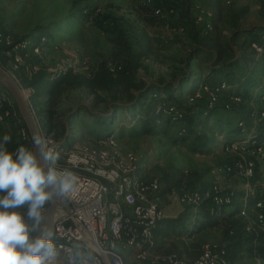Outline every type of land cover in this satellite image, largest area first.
Here are the masks:
<instances>
[{
  "label": "rangeland",
  "instance_id": "obj_1",
  "mask_svg": "<svg viewBox=\"0 0 264 264\" xmlns=\"http://www.w3.org/2000/svg\"><path fill=\"white\" fill-rule=\"evenodd\" d=\"M195 3L212 9L213 32L203 34L196 26L192 14ZM176 5L178 12L173 19L185 25L183 33L168 31L160 20L152 21L153 17L145 15V9L137 0H0V29L11 32L17 38L34 39L39 36L37 28L47 29V37L58 46L45 47L40 55L31 56L28 63L50 71L73 65L83 57L89 58L94 66L105 62L121 63L127 55L121 45L116 43V38L121 36L128 42L132 52L141 55L136 70L137 80L169 81L185 73L184 69L191 76L193 74L184 89L187 94L199 87L201 78L207 84L212 83L215 76L211 75V68L217 61L216 57H221L224 62L232 58L234 52L239 55L240 46L244 50L248 49L246 37L232 41L230 36L234 29H251L258 33L264 27V5L259 0H188L183 8L176 0ZM86 8L94 16L112 15L116 24L110 26L109 32L98 28L94 19L83 17ZM190 51H193V55L188 56ZM109 97L104 92L95 96L85 90H73L61 96L60 110L67 112V115H74L70 122L71 128L64 138L65 143L82 141L96 146L99 137L113 134L117 147L136 154L141 175L160 180L163 190L159 195L168 193L162 200L165 207H169V214L178 216L185 213L190 216V220H200L206 208L181 204L176 196L183 189H202L203 186L211 185L214 169L229 160L228 155L221 150L220 141L226 136H235L238 122L244 120L247 113L234 103L233 107L238 108L240 113L232 114L223 109L229 100L224 94L219 97L220 103L213 115L198 118L192 126L189 124L192 138L188 137V133L186 137L179 135L180 123H166L165 120L158 123L153 133L144 134L142 126L144 122L150 121L147 113L109 108L102 100ZM9 134L12 140L16 139L14 126H11ZM203 134L209 137L207 145L192 143V139ZM223 185L233 189L236 195L233 205L222 211L220 217L236 208L243 195L242 180L227 178ZM188 225L190 229L192 226ZM178 230L180 228L171 232L172 236L164 241L163 248L184 249L188 259L197 257L205 243L222 244L219 226L199 230L190 236H181ZM262 258L264 253L255 255L243 252L238 261L230 262L260 264L258 259ZM127 261V264H138V260L131 256L127 257Z\"/></svg>",
  "mask_w": 264,
  "mask_h": 264
},
{
  "label": "built area",
  "instance_id": "obj_2",
  "mask_svg": "<svg viewBox=\"0 0 264 264\" xmlns=\"http://www.w3.org/2000/svg\"><path fill=\"white\" fill-rule=\"evenodd\" d=\"M259 1L264 5V0ZM139 2L152 5L154 0ZM177 12L176 7L168 4L154 7L151 14L163 20V26L168 31L183 33L185 25L173 19ZM192 14L203 34L214 31V14L210 7L195 3ZM262 37L264 39V29ZM46 44L58 46L46 36H40L35 41L16 38L11 32L0 29L1 54L7 58L6 63L0 59V65L15 77L28 98L31 88L23 85L18 72L23 67L29 75L36 72L38 67L30 66L28 60L32 55L41 54ZM250 47L257 54H264V42L253 40ZM105 66L115 74L122 68V63L105 62ZM94 67L89 58L83 57L57 71L71 69L89 77ZM228 88L226 82L217 85L201 82L185 99L192 104L207 95V105L213 108L220 103L219 97L224 95L221 92ZM156 96L153 94V97ZM227 96L226 109L231 108L232 103L242 102L240 95L232 93ZM156 110L174 120L183 116L173 102H164ZM248 118L251 127L248 128L242 119L237 124L239 137L222 140L221 150L230 159L214 169L211 185L202 189H183L176 199L194 208L204 206L211 215L221 213L233 205L236 195L233 189L223 185L224 180L238 178L243 181L239 215L245 219V230L264 233V94L251 102ZM22 121L11 93L0 89V138L9 134L11 126H14L18 141L31 140L29 130ZM41 133L49 137V148L59 154L56 167L68 169L78 177L71 197L59 200L53 233L60 253L57 264H127L124 251L129 249H136L135 257L143 264H231L227 249L213 243L203 244L200 254L191 260L173 252L156 250L155 229L165 218L159 201L160 180L141 175L136 154L117 147L113 134L99 137V144L92 146L82 141L67 144L42 130ZM258 260L264 264V258Z\"/></svg>",
  "mask_w": 264,
  "mask_h": 264
},
{
  "label": "trees",
  "instance_id": "obj_3",
  "mask_svg": "<svg viewBox=\"0 0 264 264\" xmlns=\"http://www.w3.org/2000/svg\"><path fill=\"white\" fill-rule=\"evenodd\" d=\"M171 1L172 2H170V0H154L152 5H143L140 2L139 3L142 8L145 9V15L151 17L152 9L157 6L164 7L168 4H172L178 10L176 1ZM83 17L94 19L95 26L108 32L110 31L108 30L110 29V26L116 24L115 18L110 14H102L101 16L98 14L97 16H94V13L91 10H88L86 13L83 11ZM152 17V21L160 20L164 22L154 16ZM37 29L39 36L36 39L31 37L20 38H31L36 41L40 36L47 37V33H49L47 29ZM260 29L261 32L258 33L251 29L246 31L234 29L230 36L232 41L246 37L248 40V49L244 50V48L240 46L241 53L237 55L234 52L232 58L225 60L224 62L221 60V57H216L217 61L211 68V75L215 76L212 79L211 85L226 82L229 85V88L222 91V94L227 95L234 93L242 97V102L235 104L242 107V112L247 113L244 120L248 128L251 127V122L248 118L250 104L264 94V54H257L250 47V42L253 40L264 42L262 37L264 27ZM116 43L121 45L122 49L127 52V55L124 61L121 62L122 68L115 74L108 71L105 63L96 65L92 75L89 77L71 69L61 72L50 71L43 66H40L39 69L31 75L27 73L24 67L18 72V77L22 79L23 85L27 88H31V94L29 96L30 104L43 132L56 139L64 141V138L71 128L70 122L74 115H67V112L63 113V111L60 110L61 96H63L64 93H69L73 90H85L95 96H98L101 92L107 93L110 96L109 99L102 100L109 108L112 107L117 110L123 109L125 112L135 110L143 113L145 111L150 121L149 123L144 122L142 126V133L144 134L153 133L158 126V123L165 120L166 123H180L181 125L178 128L179 135L181 137H186L185 135L188 133V137L192 138V136L189 135L191 131L189 124H193L200 117H210L217 109V106L213 108L208 107L207 95L195 103H187L185 96L189 93L185 94L184 89L187 87L193 74L191 76L189 72H186L187 70L183 69L185 73H182L169 81L158 80L147 82L144 80H137L136 70L139 66L138 60L141 55L132 52L128 42L125 39H122L121 36L116 38ZM47 46L50 45L46 44V47ZM1 49L0 46V59L6 63L7 58L1 55ZM38 55L40 54L32 56ZM189 55H193V51H190L188 53V56ZM30 60L31 59L29 58L28 62ZM29 65L33 66L34 63H30ZM201 79L200 83L206 82L203 78ZM153 94H156L157 96L153 97ZM164 102H173L182 111V118L174 120L170 115L163 112H157L156 109L158 105ZM223 109L232 114L240 113V110L236 107L234 108L233 105L229 109ZM140 113H138V115ZM102 117L106 118L105 116ZM22 122L26 125L24 121ZM235 131V136H226L225 138L227 140H233L239 137L240 130L238 126ZM208 139L209 137L206 136V134H203L202 136H197L192 139V143L198 146H205L207 145ZM220 142L222 144V141ZM19 145L32 147L31 140L21 142L18 141L17 137L16 139H13L7 147L9 151H12ZM162 190L163 189H160V192ZM240 208L241 205H236V208L230 213L223 215V217H220L221 213L211 215L205 209L204 213L200 215V220L198 221L190 220L188 214L181 213L175 218L161 220L159 222L161 226H157L158 228L155 229V235L161 236V238H169L171 236L169 233L180 228L178 231L181 236H183V234L190 236L199 230L219 226L222 231V244L219 245L224 246L227 249L230 261H238L243 252L255 255L258 253L263 254L264 235L261 232L249 233L245 230L246 222L245 219L239 215ZM188 224L192 226L190 229ZM177 255L181 257L179 254Z\"/></svg>",
  "mask_w": 264,
  "mask_h": 264
},
{
  "label": "clouds",
  "instance_id": "obj_4",
  "mask_svg": "<svg viewBox=\"0 0 264 264\" xmlns=\"http://www.w3.org/2000/svg\"><path fill=\"white\" fill-rule=\"evenodd\" d=\"M48 139L37 130L32 147L9 151L12 136L0 138V264H57L51 205L71 197L78 177L56 167L59 154Z\"/></svg>",
  "mask_w": 264,
  "mask_h": 264
},
{
  "label": "water",
  "instance_id": "obj_5",
  "mask_svg": "<svg viewBox=\"0 0 264 264\" xmlns=\"http://www.w3.org/2000/svg\"><path fill=\"white\" fill-rule=\"evenodd\" d=\"M0 84L4 87V89H7L13 96L17 104V107L20 111V115L29 130L30 137H32L34 131L39 130L41 132L40 124L35 116L29 98L26 97V95L24 94V90L22 89L19 82L15 79V77L1 65H0ZM58 206H59V201L54 202L51 205L49 222L51 223V226L53 228V233H54V224H55L56 216L58 214ZM52 214H54V216H52Z\"/></svg>",
  "mask_w": 264,
  "mask_h": 264
},
{
  "label": "crops",
  "instance_id": "obj_6",
  "mask_svg": "<svg viewBox=\"0 0 264 264\" xmlns=\"http://www.w3.org/2000/svg\"><path fill=\"white\" fill-rule=\"evenodd\" d=\"M174 1H176V0H174ZM177 1H179L182 5V8H183V5H185V3H187L188 2V0H177ZM170 2H172L171 0H170ZM213 20H214V18H213ZM2 55V54H1ZM3 56V55H2ZM207 187V186H206ZM163 187H161V189H162ZM202 188H205L204 186L202 187ZM160 194V193H159ZM166 195H168V193H166ZM166 195H159V201H160V203H161V206L163 207V209H164V212H165V218L164 219H166V218H175V217H177L176 215L177 214H175V215H173V214H169V212H167V210L169 209V207L167 208V207H165V204H164V202H163V197L164 196H166ZM239 199H241V197L239 198ZM241 205V202L239 201V206ZM170 210H171V207H170ZM159 226H161V224H158V227ZM157 227V228H158ZM171 236H172V234L171 233H169ZM155 240H156V243H157V247H156V250L158 251V252H161V253H166V252H176L177 254H179L182 258H184V259H187V260H191V259H188L186 256H187V252L184 250V249H181V248H171V249H169V250H171V251H169V250H165L164 248H163V243H164V241H166V240H168V238H161V236H157V235H155ZM135 252H136V249H129V250H126V251H124V256H125V258H126V261H127V257L128 256H131V258L133 257V258H135L136 259V257H135ZM136 260H138V259H136ZM128 262V261H127ZM138 262V264H143L142 262H140L139 260L137 261Z\"/></svg>",
  "mask_w": 264,
  "mask_h": 264
},
{
  "label": "bare ground",
  "instance_id": "obj_7",
  "mask_svg": "<svg viewBox=\"0 0 264 264\" xmlns=\"http://www.w3.org/2000/svg\"><path fill=\"white\" fill-rule=\"evenodd\" d=\"M25 94L27 95V93L25 92Z\"/></svg>",
  "mask_w": 264,
  "mask_h": 264
}]
</instances>
